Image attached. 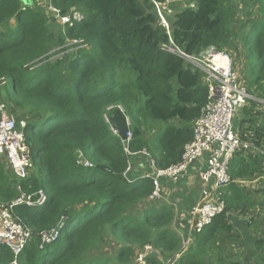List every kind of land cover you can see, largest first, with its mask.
<instances>
[{
	"label": "trees",
	"instance_id": "16d2710c",
	"mask_svg": "<svg viewBox=\"0 0 264 264\" xmlns=\"http://www.w3.org/2000/svg\"><path fill=\"white\" fill-rule=\"evenodd\" d=\"M153 1L167 0H53L61 15L71 9L79 14L64 23L67 44L50 38L49 20L37 2L0 0V102L28 114L23 133L34 168L28 179H13L11 186L0 163V203L39 190L47 196L41 207L12 209L33 231L18 264H133L135 249L146 244L164 256L180 251L172 207L151 206V178L127 181L128 158L111 131V115L120 107L130 122V151H147L162 168L180 160L208 87L198 70L167 47L198 55L209 48L233 52L235 46L247 93L264 97V0H251L256 18L237 38L234 0H174L168 30L158 23ZM56 46L63 57L49 61L59 53ZM250 100L238 112V134L264 151V105L256 109ZM241 154L230 162L231 183L219 190L224 211L195 234L176 264H204L210 251L215 264H225L215 241L229 229L227 214L242 213L258 194L257 206L264 210V186L239 183L251 173L261 181L264 168ZM62 217L60 237L39 249L38 233ZM12 257L0 246V264Z\"/></svg>",
	"mask_w": 264,
	"mask_h": 264
},
{
	"label": "built area",
	"instance_id": "2783aa9c",
	"mask_svg": "<svg viewBox=\"0 0 264 264\" xmlns=\"http://www.w3.org/2000/svg\"><path fill=\"white\" fill-rule=\"evenodd\" d=\"M152 2L158 16V23L168 30L166 17L172 13L170 3ZM40 0L37 3H41ZM45 9L52 15L57 16L63 23L70 21V16L78 18L79 14L74 9L69 14H60V10L53 4V0H45ZM192 7V6H191ZM167 51L184 60L191 68L202 74V80L208 87L206 102L201 107L198 117L193 122L192 139L185 143L180 160L167 167H158L154 159L145 150L132 152L128 148L131 140L129 131L130 122L126 118V140L121 141L127 156V165L124 174H128L132 167V157L143 155L148 160L147 173L140 176L152 180V191L149 195L151 202L161 201L160 178H166L172 184L180 181L181 177L189 170L190 166L203 160L205 168L199 174L202 182L200 200L191 209V221L187 231L180 233V251L169 256L163 264H173L184 253L193 241L196 233L209 226L213 219L224 211L225 205L220 198L219 190L231 183L230 162L239 152L254 150L263 157L264 151L251 143L241 139L234 124L237 112L245 107L249 98L240 72L237 69L236 60L227 49L215 51L209 48L198 55H188L176 46L167 47ZM119 110L123 113L122 109ZM13 113H7L6 104H0V163L6 174L16 181H23L32 175L33 165L30 151L25 143L23 129L26 120L18 121ZM113 134L117 131L111 128ZM127 176V175H126ZM129 183L132 180L128 179ZM239 183L247 185L244 181ZM19 189V186H16ZM47 196L39 190L36 194H20L8 204L0 203V246L7 247L13 257L7 264H18V255L29 244L33 237V231L19 222L12 214L16 205L38 208L44 205ZM66 217L58 224L49 229L40 231L39 249L54 243L61 235ZM156 250L149 244L136 248L133 256V264H151L147 260ZM180 254V255H179Z\"/></svg>",
	"mask_w": 264,
	"mask_h": 264
},
{
	"label": "crops",
	"instance_id": "0c3cea01",
	"mask_svg": "<svg viewBox=\"0 0 264 264\" xmlns=\"http://www.w3.org/2000/svg\"><path fill=\"white\" fill-rule=\"evenodd\" d=\"M231 49H234L233 52L235 53V56L232 58L236 60L239 56V50L238 48H235V46L231 47ZM6 107L7 109L9 108L7 105ZM238 118L239 114L235 122ZM237 129H240L238 124ZM241 153V155L246 157V160L249 162L258 159L264 168L263 159L262 161L260 160V154L258 152L250 150ZM131 160L133 162V167L131 169L132 171L129 172V175L127 176L133 183L149 170L148 160L145 156L137 155L132 157ZM204 168L205 164L203 160H199L197 163L190 166L189 170L181 177L178 183L172 184L166 178H160L159 180L161 201L154 202V205L151 206H157L159 203H166L172 207L174 214L172 227L175 233H177L178 230L179 234H182L188 229L191 221V209L200 200L202 182L199 174ZM259 179L260 177L256 180H252L250 184H244V186H249L250 188L256 187L255 185H259L261 183ZM240 181L245 182V179L242 178L239 182ZM261 198L262 196L258 194L252 200L253 204L247 209L242 210V213H238V211H231L227 214V219L230 214L232 215L230 217L232 220L231 224L227 223L229 225V229L220 232L218 239L215 241L221 248V255L226 257L224 260L225 264H264V247H260V242H263L264 246V210L257 206V204L261 201ZM213 250L216 251L214 246ZM211 252L212 251L208 252L206 257H204V264L216 263L215 253ZM168 258L169 256H164L160 252L156 251V254L153 253V255H149L147 260L151 264H163ZM176 261H174L173 264H176Z\"/></svg>",
	"mask_w": 264,
	"mask_h": 264
},
{
	"label": "rangeland",
	"instance_id": "374dc122",
	"mask_svg": "<svg viewBox=\"0 0 264 264\" xmlns=\"http://www.w3.org/2000/svg\"><path fill=\"white\" fill-rule=\"evenodd\" d=\"M35 3L36 2H39L40 0H33ZM44 3H45V0H42V2L39 4V3H36V9H39L42 11V13L45 15V17L49 20V23H50V26H49V30H48V35L50 36V38L52 37V39L55 41H58V42H61L63 41L64 43H67L69 44L70 41H65V38L63 37L62 35V30L64 28V23L61 19H59L57 16H52L44 7ZM232 7L237 10V14H236V18H235V22H234V33H235V38L239 37L240 35H243L245 34V32L247 31V25L250 23L251 20L255 19L256 18V7L253 6L251 0H234V2L232 3ZM58 8V7H56ZM59 9V8H58ZM15 25V24H14ZM73 43H75V41H73ZM59 51L58 54L56 55H53L52 57L49 58V61L51 60L52 62H55L56 60L58 59H61L63 56H61L62 54V51L59 50V46H56L53 51ZM231 52V50H228ZM66 54V53H64ZM70 54V53H68ZM68 54L66 56H68ZM233 56H235V53L232 52L231 53ZM240 59L237 57V68H238V71L240 72L241 68H242V65L240 64ZM249 98L247 99L246 101V104L249 106H251V104L248 102L250 99V102L251 101H255L257 103V105L255 106L256 109L259 108V110H261V108L263 107L264 105V97L262 98H256V97H253L252 95H250L249 93H247ZM6 104L5 102H0V104ZM7 113L8 114H11V111L9 110V108L7 109ZM14 113V112H12ZM15 117H17L16 119L18 121L20 120H24V117L27 118L28 114L25 113V112H22V111H17L16 113L13 114ZM237 116H238V112H237ZM258 118L256 120V122L258 123ZM238 122V120L236 121ZM234 124V127L236 130L237 129V124L236 123ZM41 124V123H40ZM113 128V127H111ZM115 129V128H113ZM116 130V129H115ZM117 131V130H116ZM118 134V132H117ZM79 159V162L80 164L86 166L87 163L84 162V160L80 157H78ZM36 162L37 164H39V159L38 157H36ZM31 161H32V158H31ZM33 165V163H32ZM34 172V171H33ZM259 176H256V174H249V175H246V177H244L245 179V182L246 184L247 183H251L252 180H256ZM10 185H14V182L12 181L13 178L10 177ZM261 186H264V178L261 180V183H260ZM249 187V186H248ZM232 215L230 214L228 219H227V223L228 224H231V217ZM187 231V230H186ZM185 232V231H184ZM177 236L180 238V236L178 235V233H176ZM181 239V238H180ZM109 242L112 244V245H115V241L112 240V238L110 239L109 238ZM103 254V252L101 251V249L99 250V254ZM104 255H107V254H104ZM114 254H110V256L112 257Z\"/></svg>",
	"mask_w": 264,
	"mask_h": 264
},
{
	"label": "water",
	"instance_id": "95a60500",
	"mask_svg": "<svg viewBox=\"0 0 264 264\" xmlns=\"http://www.w3.org/2000/svg\"><path fill=\"white\" fill-rule=\"evenodd\" d=\"M111 124L112 127L115 128L118 132V137L121 141L126 140V132H127V123L124 114L121 110L116 109L115 112L111 115ZM156 254V251L154 252Z\"/></svg>",
	"mask_w": 264,
	"mask_h": 264
}]
</instances>
